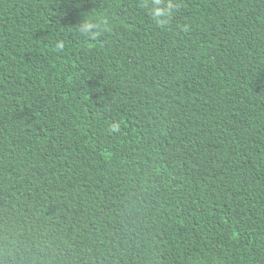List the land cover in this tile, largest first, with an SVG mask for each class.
I'll return each instance as SVG.
<instances>
[{
    "label": "trees",
    "instance_id": "1",
    "mask_svg": "<svg viewBox=\"0 0 264 264\" xmlns=\"http://www.w3.org/2000/svg\"><path fill=\"white\" fill-rule=\"evenodd\" d=\"M170 2L0 0V264H264V0Z\"/></svg>",
    "mask_w": 264,
    "mask_h": 264
},
{
    "label": "clouds",
    "instance_id": "2",
    "mask_svg": "<svg viewBox=\"0 0 264 264\" xmlns=\"http://www.w3.org/2000/svg\"><path fill=\"white\" fill-rule=\"evenodd\" d=\"M152 8V17L157 23H167L168 18L173 12L175 5L170 0H153L150 5ZM103 27L102 19L93 18L92 20L82 21L78 26L81 36L88 39H95L100 36V29ZM58 49L63 45H57Z\"/></svg>",
    "mask_w": 264,
    "mask_h": 264
}]
</instances>
